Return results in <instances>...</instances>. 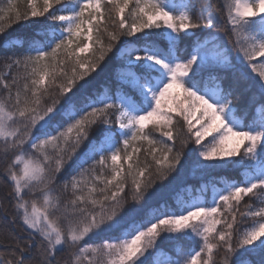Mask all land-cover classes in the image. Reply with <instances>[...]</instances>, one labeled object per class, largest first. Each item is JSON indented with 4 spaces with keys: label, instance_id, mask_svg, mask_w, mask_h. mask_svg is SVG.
I'll use <instances>...</instances> for the list:
<instances>
[{
    "label": "snow or ice",
    "instance_id": "obj_1",
    "mask_svg": "<svg viewBox=\"0 0 264 264\" xmlns=\"http://www.w3.org/2000/svg\"><path fill=\"white\" fill-rule=\"evenodd\" d=\"M14 25L32 30L0 44V264H145L165 234L180 258L162 264H264V0H5L0 37ZM112 53L118 87L97 93ZM189 156L243 179L149 206Z\"/></svg>",
    "mask_w": 264,
    "mask_h": 264
},
{
    "label": "trees",
    "instance_id": "obj_2",
    "mask_svg": "<svg viewBox=\"0 0 264 264\" xmlns=\"http://www.w3.org/2000/svg\"><path fill=\"white\" fill-rule=\"evenodd\" d=\"M179 0H174L175 3H177ZM5 0H0V6L3 5ZM191 3L193 5L194 11L196 13L199 12L201 7H206L209 3H212L215 7H222L224 0H191ZM21 8H23V3L21 2ZM32 29H25L21 28L17 25H14L12 29L8 31L4 36L0 37V44H3L5 40H7L10 36H17V37H23L26 31H31ZM222 41L225 40L223 36L220 37ZM23 40L17 42V48H13L12 51L19 50V45L23 44ZM165 43V42H162ZM225 43H227L225 41ZM26 46V45H25ZM181 46L184 49L191 50V44L190 42H182ZM11 47V45H9ZM227 47L231 49V45L227 44ZM115 53V50H114ZM114 53L109 54L110 59L107 61L109 64V68L106 69L103 72H100L99 75L96 73H93V75L96 77L94 81V87L97 93L104 92L105 90H108L109 93L115 92L118 84L115 78V75L112 73V65L114 64H120L122 61H118L115 58ZM11 54V53H9ZM231 56L233 61L236 63L237 68H239L242 72L247 74V81H242L240 84V87L238 90H242L245 86V83L252 85V92H256L257 89L255 85L258 83L256 76L254 73L251 72L250 66L247 65L246 62H241L240 59L237 56V53L235 50L231 51ZM4 63L5 61L0 59V73H3L5 71L4 69ZM231 77V73H226ZM119 87H122L124 91H130L128 86L120 85ZM3 92L0 91V96H3ZM249 94H245L241 100V102L237 105L238 107H243L244 104L247 103V97ZM248 118L251 119V109H249L248 112ZM177 128H179V125H177ZM158 135V134H157ZM146 146V145H145ZM177 147H179V141H177ZM141 160L144 158V154H140ZM3 161L0 160V168L3 167ZM194 164H195V157L189 156L185 160L181 161V166L178 168L177 172H173L167 180L160 182L157 181L156 185L154 186L156 195L150 199L149 206H158L161 203H166L173 209L176 208V200L179 196H181L185 191L190 190L192 192V195H195L196 191L201 189V186L205 183H208V187L211 186V181L213 179L216 180V182L219 184L220 178H229L232 180L240 181L243 179V169L240 167H229L225 169H215V170H206L204 172L200 171H194ZM87 167V166H86ZM67 177H62L60 183L63 182V179H66ZM57 187V194L60 195L62 200H67L70 196V193L63 192L59 185ZM130 188L131 184L129 181V196H130ZM7 190V185L5 183V178L0 175V197H2L3 192ZM150 191H152L150 189ZM206 200H209V194L207 193L205 196ZM247 200V198H246ZM249 203H252V201H248ZM129 203L131 201L129 200ZM17 234H22L21 229L19 227L16 228ZM104 237L103 236H96L90 241V243L96 244L99 243ZM173 241L167 238V235L165 234V238L158 242L157 248H163L165 250L166 255L161 256H171L172 258H180L177 257V252L173 250ZM236 240L235 237L233 239V244L235 245ZM185 251L188 249L185 248ZM150 255H148L145 264H153L154 256L156 254V250H150ZM2 254V253H0ZM35 255V253H34ZM62 257L65 260L70 259V254L65 252L61 254ZM223 258V250H220L217 255L214 256V259L217 260L218 264ZM250 259L253 261V264H259V261L261 259L260 255L258 253L256 254H250Z\"/></svg>",
    "mask_w": 264,
    "mask_h": 264
},
{
    "label": "rangeland",
    "instance_id": "obj_3",
    "mask_svg": "<svg viewBox=\"0 0 264 264\" xmlns=\"http://www.w3.org/2000/svg\"><path fill=\"white\" fill-rule=\"evenodd\" d=\"M183 0H179L177 2V4L182 3ZM126 86V85H125ZM211 137L206 138V140L204 141V143H207L208 140H210ZM209 194V202L211 201L212 198V190H211V186L207 187V189L201 193L200 189L196 191L195 195H192V192L190 190L185 191L181 196H179L176 200V204H178L180 201H191L193 200L195 197L199 196L201 198V201L206 200L205 196L206 194ZM168 259L167 256H161V255H156L154 256V260H153V264H162L163 261H166Z\"/></svg>",
    "mask_w": 264,
    "mask_h": 264
}]
</instances>
